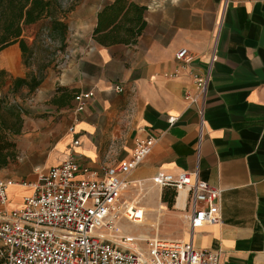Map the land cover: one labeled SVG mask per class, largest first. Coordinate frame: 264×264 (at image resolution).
<instances>
[{"label": "crops", "instance_id": "crops-1", "mask_svg": "<svg viewBox=\"0 0 264 264\" xmlns=\"http://www.w3.org/2000/svg\"><path fill=\"white\" fill-rule=\"evenodd\" d=\"M113 1L75 0L66 13L72 35L65 42L72 54L61 74L46 78L39 90L40 98L51 99L57 120L44 129L54 139L51 148L32 147L45 155L36 170L57 166L72 155L79 164L101 171L127 161L135 139L152 133L157 140L128 174L123 199L131 202L138 189L146 199L138 203L146 208L156 199L144 196L158 172L178 174L199 167L200 178L221 189L220 219L197 227L193 236L178 210L186 227L182 237L162 235L154 224L140 228L147 235L192 238L198 248L221 250L222 264H264V0H130L147 7L143 33L135 44H101L94 38L98 14ZM217 32L219 58L198 160L199 117L184 94L194 90L192 72L203 71ZM181 48L195 56L190 66L176 60ZM18 50L22 56L15 43L0 54L10 64L11 53ZM177 69L178 77L166 76ZM118 85L123 92L115 89ZM90 90L94 96L77 113L75 96ZM170 116L177 117L173 124ZM0 182H9V209L20 208L32 193L12 178L0 176ZM163 191L159 201L164 210H175L162 200Z\"/></svg>", "mask_w": 264, "mask_h": 264}, {"label": "built area", "instance_id": "built-area-1", "mask_svg": "<svg viewBox=\"0 0 264 264\" xmlns=\"http://www.w3.org/2000/svg\"><path fill=\"white\" fill-rule=\"evenodd\" d=\"M175 58L186 66L195 60L187 48L179 49ZM218 58L217 32L203 71L192 72L194 90L184 94L199 117L198 160L207 128L209 88ZM166 76L176 78L179 71ZM115 89L124 91L120 85ZM93 96V90L77 94L76 112H82ZM168 120L173 124L177 117L170 116ZM73 130L74 126L70 127ZM156 140L152 133L137 137L127 161L101 171L79 164L70 155L61 164L41 170L35 182H23L32 186L33 191L24 197L20 208L7 207L9 182H0V264H222L221 250L198 248L192 238L147 235L140 228L146 225V208L123 199L129 185L128 174L147 158ZM151 182L174 191L172 206L184 213L191 236L197 227L219 221L221 189L202 180L199 167L178 174L160 171ZM181 191H186L185 204L178 209L175 205ZM124 220L140 225L139 230L127 231L122 227Z\"/></svg>", "mask_w": 264, "mask_h": 264}, {"label": "trees", "instance_id": "trees-1", "mask_svg": "<svg viewBox=\"0 0 264 264\" xmlns=\"http://www.w3.org/2000/svg\"><path fill=\"white\" fill-rule=\"evenodd\" d=\"M75 0L64 5L63 0H0V51L10 45L19 43L23 63L29 67L34 55V48L24 37L25 28L39 24L45 19L50 20V32L56 33L65 42L69 25L66 13L71 10ZM147 7L130 0H114L107 4L98 14V25L94 38L101 44L124 42L135 44L146 28L144 14ZM48 35V34H47ZM49 38L52 39L50 35ZM5 69L0 70V168L8 165L17 156L15 135L21 134L24 124L23 113L28 111L23 105L13 102L9 94L16 95L26 88L27 93H33L45 80V74L39 71H29L25 76H12L8 92L2 93L7 84ZM62 98V97H61ZM60 103L62 100L53 99ZM64 101V100H63ZM5 106L7 112H2ZM174 191L164 189L162 200L170 205L174 201Z\"/></svg>", "mask_w": 264, "mask_h": 264}, {"label": "rangeland", "instance_id": "rangeland-1", "mask_svg": "<svg viewBox=\"0 0 264 264\" xmlns=\"http://www.w3.org/2000/svg\"><path fill=\"white\" fill-rule=\"evenodd\" d=\"M47 34L53 40H49ZM67 35L70 37L72 33H67ZM24 37L34 48V55L30 59L29 67L23 63L19 50L11 53L12 61L10 64L5 63V56L0 54V70L5 69L7 72V76L4 78L7 84L2 89L3 94L8 92L12 76H25L29 71H39L40 69L45 74V79L52 78L53 80L61 74L65 64L71 59L72 51L69 50L67 43L62 41L58 34L50 32L49 19H45L36 25L27 26ZM52 80L48 81V84L52 83ZM41 88L43 85L30 94L27 93L26 88L21 89L16 95L9 94L10 100L23 105L28 114L23 113L24 124L21 134L13 137L17 143V156L14 160H10L8 165L0 168V176L27 183L35 181L38 177L39 171L36 170L37 167L35 166L41 164L45 155L39 154L38 149L34 150L32 147H39L42 149L41 151H47L51 148L54 139L47 137L44 129L52 127L53 122L57 120V114L51 112L53 109L51 99L39 97ZM1 111L6 113L8 110L3 106ZM27 123L30 126L29 129L25 128ZM133 191L135 190L133 189ZM176 211L171 207L166 211L164 210L161 224L155 226L158 230L160 229V234L173 237L183 236L186 227L183 217ZM156 217L158 216L154 215L153 218L149 219L150 221L158 219ZM131 230H135V228L132 227Z\"/></svg>", "mask_w": 264, "mask_h": 264}, {"label": "bare ground", "instance_id": "bare-ground-1", "mask_svg": "<svg viewBox=\"0 0 264 264\" xmlns=\"http://www.w3.org/2000/svg\"><path fill=\"white\" fill-rule=\"evenodd\" d=\"M25 186H29L32 188V186H30V185H25ZM32 191H33V188H32ZM138 191L139 190L137 189L136 198L131 199L130 203L146 201V199L141 197L142 195H139L140 193H138ZM159 192H160V187L155 186V185H150L148 188V191H146V194H145L146 196H144V197L150 196V197H155L156 199L153 201V203L151 205H147V207H146L147 215L144 218L145 224H154L155 226H158L159 224H161L162 215H163L165 208H164V205L159 201ZM141 193H142V191H141ZM185 197H186V191H181L180 195L178 196L176 205H175L176 208L182 209L184 207ZM154 215H157L158 217H156V218H158V219L150 221V219L153 218ZM122 225L127 231H131L132 227H134L135 229L140 227V225L133 224L128 220L123 221Z\"/></svg>", "mask_w": 264, "mask_h": 264}]
</instances>
